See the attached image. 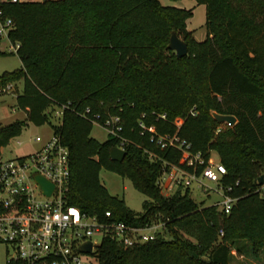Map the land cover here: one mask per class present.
Segmentation results:
<instances>
[{"label":"trees","instance_id":"16d2710c","mask_svg":"<svg viewBox=\"0 0 264 264\" xmlns=\"http://www.w3.org/2000/svg\"><path fill=\"white\" fill-rule=\"evenodd\" d=\"M196 2L206 10L202 41L186 29L191 9L160 0L0 1L21 63L0 74V88L22 81L15 105L25 114L0 125V157L28 123L48 124L68 148L69 205L101 222L161 225L153 240L129 247L103 236L98 264H231V246L241 240L253 257L264 246V0ZM172 31L187 45L182 57L167 47ZM213 113L236 121L218 123ZM108 114L121 129L99 142L92 125ZM173 135L204 158L218 155L226 168L220 183L236 198L229 213L196 202L188 187L162 192L158 178L169 165L187 169L185 154L157 144ZM114 146L125 151L121 161L110 159ZM101 169L147 196L141 211L108 192Z\"/></svg>","mask_w":264,"mask_h":264},{"label":"built area","instance_id":"2783aa9c","mask_svg":"<svg viewBox=\"0 0 264 264\" xmlns=\"http://www.w3.org/2000/svg\"><path fill=\"white\" fill-rule=\"evenodd\" d=\"M10 27V19H2L0 10V34ZM60 111L56 109L53 115L60 117ZM190 113L194 115L193 110ZM119 121L117 115L108 114L104 122L98 124L107 133L115 135L121 129ZM174 123L179 126L181 120ZM149 131L153 129L149 128ZM219 131L220 127L216 129ZM32 141L39 146L31 152L11 158L0 157V244L7 253L12 252L6 263L18 260L25 264H89L86 257L96 259V245L91 239L94 233H101L102 237L109 235L124 247L156 237V228L161 227L160 224L134 227L123 221L101 222L69 205L66 195L70 176L67 146L53 132L47 138L38 135ZM157 144L161 148L176 147L187 157V169L169 165V169L159 176L158 183L165 195L172 194L179 186L190 188L192 184L205 189L203 181L207 180L215 184L213 191L220 197L211 205L229 213L236 198L229 194L231 186L223 187L220 183L226 168L218 158H213L211 152L207 158L192 152L189 143L176 135L158 137ZM36 174L53 185L49 195L35 180ZM105 217H110L109 211L105 212ZM87 241H91V253L80 252L79 246Z\"/></svg>","mask_w":264,"mask_h":264},{"label":"rangeland","instance_id":"374dc122","mask_svg":"<svg viewBox=\"0 0 264 264\" xmlns=\"http://www.w3.org/2000/svg\"><path fill=\"white\" fill-rule=\"evenodd\" d=\"M162 4L179 6V8L191 9L192 15L186 20V29L192 32V36L196 41H202L206 37L205 28V5L203 3H197L196 0H160ZM7 29L0 34V50L7 52L5 56H0V74L4 71H12L20 67V60L12 53L14 52L11 43L7 39ZM182 38L181 36H179ZM173 53H175L173 51ZM22 81H18L10 85V88H0V125L8 124L16 119L22 120L25 114L22 110L18 109L15 105V98L17 94L22 91ZM56 118L55 122H58ZM174 121L180 122L179 118H175ZM52 130L48 124L41 126H35L28 123L25 126L21 134L12 138L9 143L2 148L1 158H11L20 156L31 152L33 149L39 146L38 143L33 142V138L41 136L47 138L51 135ZM215 133H217L215 131ZM90 136L95 140L102 142L107 138V131L101 127L98 123L94 122L90 132ZM213 158H218V155L211 151ZM219 159V158H218ZM100 181L107 188L111 195L123 198L126 206L135 212L141 211V204L144 200H147V196L134 189L127 178L121 177L119 174L101 169L99 173ZM206 185L205 189H199L192 184L190 187V196L196 202H202L205 206L211 205L213 202L220 199L213 188L215 184L207 180L203 181ZM209 186L211 189H208ZM161 231L160 226L156 228V231ZM102 238L101 233H94L91 236L94 245H97ZM241 250V252H239ZM233 252V253H232ZM231 264H264V246L260 247L256 256H252L249 251V246L246 240H241L237 245L231 246ZM12 255L11 251L8 253L5 250L3 244H0V264H5L8 257ZM85 258V257H84ZM83 258V259H84ZM89 264H98L96 259L86 257Z\"/></svg>","mask_w":264,"mask_h":264},{"label":"water","instance_id":"95a60500","mask_svg":"<svg viewBox=\"0 0 264 264\" xmlns=\"http://www.w3.org/2000/svg\"><path fill=\"white\" fill-rule=\"evenodd\" d=\"M167 47L170 50L174 51L177 57H182L187 54L186 43L177 35L175 31L171 32ZM213 117L218 123L225 122L229 125H233L236 121L235 117L232 115L213 113ZM109 156L111 160L121 161L125 156V151L123 148L114 146L109 150ZM34 178L39 184L40 188L43 190V192L46 195H49L52 191L53 185L38 174H36ZM258 180V183L262 184L263 176H259ZM91 247V241H87L79 246V251L82 253H91Z\"/></svg>","mask_w":264,"mask_h":264},{"label":"crops","instance_id":"0c3cea01","mask_svg":"<svg viewBox=\"0 0 264 264\" xmlns=\"http://www.w3.org/2000/svg\"><path fill=\"white\" fill-rule=\"evenodd\" d=\"M0 1H2V0H0ZM19 1H26V0H19ZM0 51H2V50H0ZM20 65H21V63H20ZM233 253V252H232Z\"/></svg>","mask_w":264,"mask_h":264}]
</instances>
